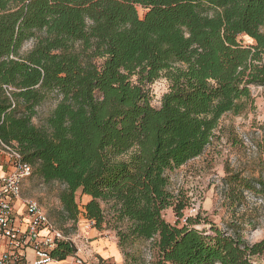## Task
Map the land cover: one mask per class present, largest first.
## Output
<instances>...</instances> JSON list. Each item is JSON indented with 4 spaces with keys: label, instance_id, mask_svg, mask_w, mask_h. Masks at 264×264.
I'll return each mask as SVG.
<instances>
[{
    "label": "trees",
    "instance_id": "16d2710c",
    "mask_svg": "<svg viewBox=\"0 0 264 264\" xmlns=\"http://www.w3.org/2000/svg\"><path fill=\"white\" fill-rule=\"evenodd\" d=\"M159 79L168 90L157 107ZM255 86L264 0H0V140L33 166L28 180L64 187L63 220L83 215L115 232L123 264H255L264 254L236 221L199 229L198 213L182 223L189 197L169 174L204 153L224 115L247 110ZM51 93L60 99L36 125ZM229 184L251 189L238 175ZM141 241H153L152 261L133 251ZM76 253L70 238L52 251L55 261Z\"/></svg>",
    "mask_w": 264,
    "mask_h": 264
},
{
    "label": "rangeland",
    "instance_id": "374dc122",
    "mask_svg": "<svg viewBox=\"0 0 264 264\" xmlns=\"http://www.w3.org/2000/svg\"><path fill=\"white\" fill-rule=\"evenodd\" d=\"M139 12L143 15L144 10L139 8ZM244 39L252 42L248 37ZM32 45V41L28 42L23 50L27 51ZM151 89L153 105L158 107L162 95L168 90V83L159 79ZM252 94L253 103L242 114L228 113L222 117L213 141L202 155L169 174L171 189L175 192L181 189L189 197L185 217L200 213L201 222L197 228H210L211 223L225 228L236 221L247 241L255 243L264 240V198L252 189L253 186L259 188L258 182L264 181V86L253 87ZM59 99L56 93H51L38 107L33 122L43 125ZM232 175L248 180L251 189L242 190L237 185L235 192L231 193L233 187L229 181ZM63 188L61 184L45 185L34 178L26 181L23 193L37 200L54 225L74 242L77 253L84 259L83 264H123L124 257L114 231H99L83 215L76 224L61 218L58 193ZM88 199L78 193L81 209ZM164 217L172 224L177 221L172 208L164 211ZM185 217L181 219L182 223H185ZM134 250L141 252L146 262L152 261L156 252L153 241H141ZM71 257L61 264H69ZM253 260L255 264H264V254L255 256Z\"/></svg>",
    "mask_w": 264,
    "mask_h": 264
},
{
    "label": "built area",
    "instance_id": "2783aa9c",
    "mask_svg": "<svg viewBox=\"0 0 264 264\" xmlns=\"http://www.w3.org/2000/svg\"><path fill=\"white\" fill-rule=\"evenodd\" d=\"M0 155L8 158L11 168L0 173V264H51L55 261L53 249L67 237L43 206L23 193L33 166L15 147L1 140ZM71 258L69 264L84 263L79 253Z\"/></svg>",
    "mask_w": 264,
    "mask_h": 264
},
{
    "label": "crops",
    "instance_id": "0c3cea01",
    "mask_svg": "<svg viewBox=\"0 0 264 264\" xmlns=\"http://www.w3.org/2000/svg\"><path fill=\"white\" fill-rule=\"evenodd\" d=\"M10 164H9V161H8V158H6L5 156L3 155H0V173H4L8 170H10ZM86 196V195H85ZM88 197V196H87ZM89 198V197H88ZM68 259L66 260H63V261H54L52 262L51 264H61V263H65L67 262Z\"/></svg>",
    "mask_w": 264,
    "mask_h": 264
}]
</instances>
